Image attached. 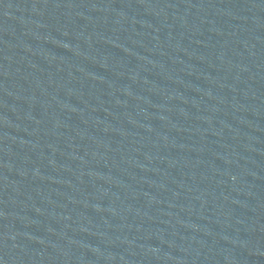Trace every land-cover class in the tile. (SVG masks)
<instances>
[{
	"label": "water",
	"instance_id": "1",
	"mask_svg": "<svg viewBox=\"0 0 264 264\" xmlns=\"http://www.w3.org/2000/svg\"><path fill=\"white\" fill-rule=\"evenodd\" d=\"M264 62V0H0V264H85Z\"/></svg>",
	"mask_w": 264,
	"mask_h": 264
}]
</instances>
